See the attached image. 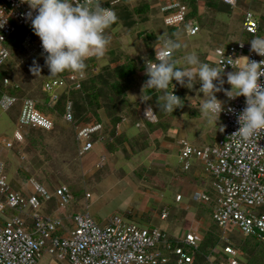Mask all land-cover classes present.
I'll return each instance as SVG.
<instances>
[{
    "label": "built area",
    "instance_id": "1",
    "mask_svg": "<svg viewBox=\"0 0 264 264\" xmlns=\"http://www.w3.org/2000/svg\"><path fill=\"white\" fill-rule=\"evenodd\" d=\"M233 7L237 0H220ZM121 0H101L102 7L112 8ZM0 8L11 12L5 26L0 29V66L10 56L7 42L18 30L22 31L20 46L27 55L39 54L45 59L41 41L34 35L31 22L25 16L30 10L21 0H0ZM163 25L174 28L183 24L187 7L180 0H165L159 5ZM33 12V16H35ZM243 30L249 34V41L238 40L224 47H216V64L224 70L236 67L231 60L247 57L249 61L260 62L264 57L251 51L250 41L264 36V28L260 27L253 14L246 11L242 20ZM197 30L193 26L188 33ZM225 48V49H224ZM224 49V57L218 50ZM144 62L156 63L155 58ZM172 54V53H171ZM170 54V55H171ZM239 63H243L241 60ZM232 66V67H231ZM264 67V65H262ZM84 79L83 74L72 72L66 78L51 77L44 81L43 90L49 95V106L58 94L56 89L67 92L77 88ZM264 84V77L260 78ZM4 84H8L6 78ZM172 92V91H171ZM174 93V92H173ZM174 95H176L174 93ZM20 101L16 128L10 140L4 141L3 147L10 149L14 142L23 143L28 127L51 130L53 122L50 116L37 109V101L29 97H17L6 92L0 94V109L7 111L15 102ZM222 129L219 137L211 144L196 147L185 139L178 141L177 160L186 171L193 158L202 160L210 177L212 195L196 191L192 199L211 205L212 220L222 231L219 242L210 249L204 259L209 264H222L212 257L213 251H219L229 257L227 264H235L233 259L237 250L229 240L230 231H236L242 238L257 237L264 233V137H254L250 141L241 140L233 135L238 131V114L246 107L243 96L229 99L225 96ZM71 101L67 100L62 118L71 123ZM233 109L229 112L228 109ZM142 116L145 121L155 123L157 115L151 105L144 108ZM101 130L100 124L85 125L76 130V140L83 144L78 147L82 154L91 148V134ZM102 138V137H101ZM4 163L0 159V264H37L46 253L51 259L67 264H165L168 257H174L175 264H192L194 253L198 248L192 234L179 239L164 237L156 227H142L128 222L121 215L114 214L107 219L105 225L98 224L87 212H78L68 217L71 226L65 227L64 218L58 215H43L38 212L41 201L48 202L52 198L56 207L62 209L72 195L65 185L57 186L49 191L40 183L31 179L33 193H25L10 187L3 177ZM16 211L14 215H3L4 208ZM166 216L165 211L160 218ZM192 249V250H191ZM237 264V263H236Z\"/></svg>",
    "mask_w": 264,
    "mask_h": 264
},
{
    "label": "crops",
    "instance_id": "2",
    "mask_svg": "<svg viewBox=\"0 0 264 264\" xmlns=\"http://www.w3.org/2000/svg\"><path fill=\"white\" fill-rule=\"evenodd\" d=\"M164 1L159 0L158 10L159 5ZM180 2L186 4L184 0H180ZM246 11L251 12L260 27L264 28V0H237L233 7H226L214 2V0H195V15L192 19H186L183 24L173 28L175 30L173 40L182 45L176 52H172L173 59L178 61L176 66L186 70L191 69L195 74L196 67L186 65L183 60L186 54L195 52L202 63L218 67L214 52L216 47H224L238 40L249 41V34L243 30L242 26L243 15ZM161 23L163 25L162 16ZM193 26H196L197 30L194 34L188 33ZM160 46L161 44L154 48L152 54H155ZM232 71L234 69L229 68L222 73L221 78L225 80L224 89H230L226 77L227 73ZM48 79L50 78L44 81ZM147 79L143 66V69L136 75L138 81L136 87L129 86L124 89V91L126 90V97L124 96V98H127V106L124 109L122 118L115 126V134L119 138V147L114 151H108L106 146L109 138H104L103 132L99 130L91 134V148L82 154H78L82 157L87 154L89 161L92 160V162L80 165L81 169L83 168L82 176L93 178L91 183L99 187L101 193L110 194L106 204L116 200L119 202L120 208L118 209L120 210L118 211L114 207L111 212L106 214H100L97 211L89 212L87 210L88 204H86L85 210H83V207L82 210L87 212L100 225H105L107 219L114 215L115 211H118L116 213L121 215L124 220L134 222L142 227H156L166 238L175 240L189 233L197 241H200L210 228L206 216L209 214L210 218L212 217L211 205L204 206V204L197 202V207L196 205L192 206L190 203L194 201L192 199L194 192H208L210 177L207 174L204 162L197 158L192 159L189 170L184 171L181 168L177 160L178 141L185 139L196 147L211 144L221 133L222 118L219 117L217 128L210 125L200 113V104L203 98V94L199 91L201 85L195 83L192 89H188L177 84L175 80L172 83L174 88L172 86L170 88L183 101V106L174 110L173 113L170 112L169 116L165 115L162 112V107L160 108L164 103L160 99L162 93L149 88L143 89ZM55 91L59 95L64 90L58 88ZM42 92L44 96L48 95L43 89ZM216 97L221 102L225 100L223 91L216 93ZM147 105H151L156 112L157 121L152 123L155 125H148L142 116ZM48 116L53 122L52 131L55 129L56 119L52 114H48ZM17 117L18 115L15 117L12 128L9 120L3 121L0 117V154L4 150H8L3 147L2 143L11 139L16 128ZM86 125L93 124L87 123ZM77 128L73 127V134L77 143L76 151L78 152V147L83 142L76 140ZM11 129L13 130L11 131ZM30 140L32 139L26 131L23 145L27 146ZM50 141L52 144L54 143L51 137L49 138ZM39 144L42 147L49 145L41 139L36 145ZM41 151L45 152L44 149ZM102 168L104 170L101 171ZM15 171L18 172L19 176L24 172L21 167H17ZM38 183L44 185L40 180ZM56 187L57 185L49 191H53ZM20 189L17 188L16 190ZM124 195L129 199L125 203L119 201ZM44 203L41 209L43 215L61 216L64 218L65 227L66 223L69 227L71 226L68 217L78 213V210L73 209L67 214L66 209L56 207L55 199ZM163 211H165L166 216L162 219L160 215ZM44 256L48 260L47 264L49 262L54 264L53 261L59 264H67L51 259L46 253H43L42 257ZM39 261L37 264H39Z\"/></svg>",
    "mask_w": 264,
    "mask_h": 264
},
{
    "label": "rangeland",
    "instance_id": "3",
    "mask_svg": "<svg viewBox=\"0 0 264 264\" xmlns=\"http://www.w3.org/2000/svg\"><path fill=\"white\" fill-rule=\"evenodd\" d=\"M158 4L159 0H121L114 10L118 17L117 22L112 25L110 29L106 30L105 33L106 36L110 37V45L106 55L101 58L93 57L85 62L87 65V72H83L84 78L87 77L89 70H91L90 73L95 75L100 72L102 67L108 66L114 68L119 61L123 62L127 57L136 59L138 63H141V61L145 62L152 54L154 48L162 43V41L159 40L160 35H165L174 39L173 35L175 34V30L173 28L164 27L161 23V14L158 10ZM176 51L177 50H175V52ZM9 52L10 57L6 65L3 66L5 78L8 81L5 87L9 85L17 86L19 91L23 93L20 97H29L37 101V104L42 103L41 101L44 99L42 82L47 78L57 77V75L50 76V72L45 64V59L39 54L27 55L21 49L20 45L15 47V49L9 48ZM37 65L41 69L40 75L34 74L30 70ZM110 77L111 75L108 76V78ZM137 83L138 81L135 76V79L129 86L135 88ZM121 85L124 89L126 82L123 81L117 86L119 87ZM124 96L126 97V90H123V97ZM125 99L127 101V98ZM20 104L18 100L9 110L3 111L0 109L1 119H3V121L9 120L11 128L14 125L15 117L18 115ZM160 108L165 115L169 116L170 112L165 110L163 105H161ZM122 112L121 116H123L124 110ZM50 114L56 119L54 130L48 131L41 128L28 127L26 129L27 135H29L30 139L33 141L36 140L35 142L30 140L27 146H24V143L14 142V147L12 149L1 152L0 159L4 162L3 177L5 180L11 187L16 189L21 188L20 190L25 191L27 194L34 192L31 187V179L36 182L40 180V182L44 184L43 186L48 190L52 187L54 188L56 185H65L72 195L71 201L62 208L66 209L67 214L73 209L75 211L78 210V212H83L86 208V204L89 205V207H87L89 212L97 211L100 214H106L111 212L114 207L119 211L120 209L118 208H120V205L118 201L112 200L110 204H106V200L110 197V194L101 193V189L91 183L93 178L82 176L83 168L81 169L80 165L86 162H92V160L89 161L87 154H85L84 157L78 155L79 153L76 151L77 143L74 139L73 126L71 123L66 122L59 114H53L52 112ZM12 130L13 129H11V131ZM50 137L53 138V144L51 141L49 142ZM103 137L106 138L104 135ZM40 139L41 141L45 140L49 145L47 147H42L40 144L36 145ZM42 149H44L45 152H42ZM17 167H21L24 171H22L23 174L19 173L20 176L17 174L18 172L16 173L15 171ZM102 170H104V168H102L101 171ZM45 178H47V180H45ZM86 193H88V196L85 195ZM206 193L209 195L213 194L210 186ZM111 194L113 193L111 192ZM126 200L129 201L125 195L121 200L119 199V201H123V203H125ZM197 202L198 201H192L190 204L198 207ZM198 203L204 204V206L209 205L204 202ZM44 204L45 203L41 201V205L38 208L40 214H42L41 209ZM118 211L114 213L117 214L116 212ZM13 213H16V211L7 207L4 208V216L13 215ZM211 219L212 217L210 218L208 214L206 220L209 222L210 227L213 228L215 224ZM66 227L67 229L69 228L67 223ZM214 231L218 238V247H222V243L219 241L222 231L218 229L216 225ZM227 233L229 234V240L232 241L235 247L242 241H245L236 231L233 232L227 229ZM238 252L242 253L241 250ZM235 258L239 261L242 260L239 253L235 255ZM47 262L48 260L44 256L40 259L39 264H47ZM53 263L59 264L54 261ZM49 264H52V262H49Z\"/></svg>",
    "mask_w": 264,
    "mask_h": 264
},
{
    "label": "clouds",
    "instance_id": "4",
    "mask_svg": "<svg viewBox=\"0 0 264 264\" xmlns=\"http://www.w3.org/2000/svg\"><path fill=\"white\" fill-rule=\"evenodd\" d=\"M21 3H26L30 9L25 16L31 22L34 35L41 41L50 76L65 71L83 74L88 59L106 55L110 37L105 33L118 17L112 8L102 7L101 0H21ZM11 15V12L6 13L0 8V29ZM159 40L162 43L155 55L157 62L147 63L148 79L143 89L161 92L160 99L164 102L165 110L173 113L183 106V101L173 91L168 92L169 85L174 88L173 80L188 89L199 83V91L203 94L200 113L210 125L216 127L224 111L223 103L216 97V93L223 91L229 99L245 98L246 107L237 117L240 127L233 135L244 141L264 137V84L259 82L264 77V60L258 63L249 61L247 57L235 61L230 59L231 64L237 66H231L234 71L227 73L226 82L230 89H224L225 80L221 76L225 66L221 69L202 63L198 54L191 52L183 60L186 65L196 67L193 74L191 69L178 68V61L170 55L182 45L165 35H160ZM0 41L3 42L2 37ZM249 43L252 52L264 57V36H258ZM224 49L218 50L222 57ZM241 60L243 63H239ZM30 70L40 75L38 65ZM228 111L232 112L233 109L229 108Z\"/></svg>",
    "mask_w": 264,
    "mask_h": 264
},
{
    "label": "trees",
    "instance_id": "5",
    "mask_svg": "<svg viewBox=\"0 0 264 264\" xmlns=\"http://www.w3.org/2000/svg\"><path fill=\"white\" fill-rule=\"evenodd\" d=\"M184 1L186 3L184 5L187 7L185 20L192 19L195 15V0ZM214 2L228 7V5L224 4L220 0H214ZM116 8L117 6L113 7V10ZM21 37L22 31L18 30L9 38L6 43L7 46L10 49H15V47L20 45ZM153 58L154 54H151L148 59ZM6 62L0 66V94L6 92L21 98L20 96L23 93L19 91L17 86L9 85L5 87L6 84H3V79L5 78L3 66L6 65ZM143 66L144 61L138 63L136 59L127 57L125 61H119L114 68H110L108 66L102 67L100 72L95 75L90 73L91 70H89L87 77L80 82L79 87L71 88L67 92L62 91V93L58 95L57 100L50 106L49 96L45 95L44 101L40 104L38 103L39 106L37 104L36 107L43 113L50 114L52 112L53 114H59L62 117L65 111L66 101H71V125L75 128H81L87 123L100 124L103 135L109 138L106 149L108 151H114L119 147V138L115 134V126L122 118V111L127 106V101L123 97V90L131 85L137 73L143 69ZM84 71L87 72V69ZM70 73L72 72L65 71L58 74L57 77L66 78ZM109 75H111L110 78H108ZM123 81L126 82L124 89L122 85L119 87L117 86ZM170 87L171 85H169L168 92L172 91ZM147 124L155 125L148 122ZM52 199L48 202L52 201ZM214 228L215 225L213 228L210 227L208 229L203 238L199 241L198 248L196 250L191 249L192 251L190 252L194 253V260L192 264H209L205 261L204 256L209 253L210 249H212L218 241ZM235 248L237 253H239L242 258L241 261L236 258L233 259L235 264H264V233L258 236V238H245V241H242ZM239 250H241L242 253L238 252ZM212 257L216 262H220L222 264H227L229 260L227 255L219 251H213ZM165 264H175L174 257H168Z\"/></svg>",
    "mask_w": 264,
    "mask_h": 264
}]
</instances>
